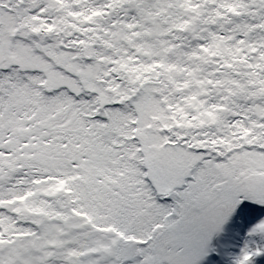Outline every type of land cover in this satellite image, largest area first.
<instances>
[{"label": "snow or ice", "instance_id": "obj_1", "mask_svg": "<svg viewBox=\"0 0 264 264\" xmlns=\"http://www.w3.org/2000/svg\"><path fill=\"white\" fill-rule=\"evenodd\" d=\"M0 264H264V0H0Z\"/></svg>", "mask_w": 264, "mask_h": 264}]
</instances>
